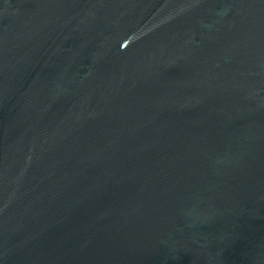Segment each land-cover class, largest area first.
I'll use <instances>...</instances> for the list:
<instances>
[{
    "label": "water",
    "instance_id": "water-1",
    "mask_svg": "<svg viewBox=\"0 0 264 264\" xmlns=\"http://www.w3.org/2000/svg\"><path fill=\"white\" fill-rule=\"evenodd\" d=\"M0 264H264V0H0Z\"/></svg>",
    "mask_w": 264,
    "mask_h": 264
}]
</instances>
